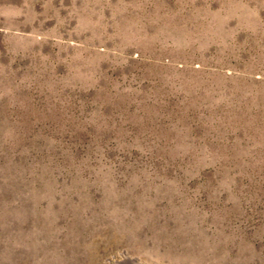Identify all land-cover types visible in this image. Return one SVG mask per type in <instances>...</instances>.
<instances>
[{
    "label": "rangeland",
    "instance_id": "1",
    "mask_svg": "<svg viewBox=\"0 0 264 264\" xmlns=\"http://www.w3.org/2000/svg\"><path fill=\"white\" fill-rule=\"evenodd\" d=\"M264 264V0H0V264Z\"/></svg>",
    "mask_w": 264,
    "mask_h": 264
},
{
    "label": "bare ground",
    "instance_id": "2",
    "mask_svg": "<svg viewBox=\"0 0 264 264\" xmlns=\"http://www.w3.org/2000/svg\"><path fill=\"white\" fill-rule=\"evenodd\" d=\"M122 264H140L136 259L131 258L129 256H124Z\"/></svg>",
    "mask_w": 264,
    "mask_h": 264
}]
</instances>
